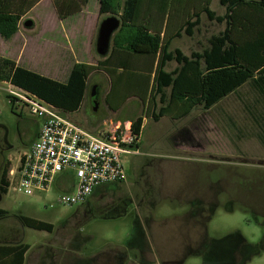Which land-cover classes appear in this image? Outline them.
Listing matches in <instances>:
<instances>
[{
  "label": "rangeland",
  "instance_id": "obj_1",
  "mask_svg": "<svg viewBox=\"0 0 264 264\" xmlns=\"http://www.w3.org/2000/svg\"><path fill=\"white\" fill-rule=\"evenodd\" d=\"M216 4L211 7L214 11ZM94 6L97 0H90L89 8ZM27 20L34 29L25 60L36 69H68L75 59L65 48L69 43L63 39L66 34L51 0L37 6ZM66 23L72 25L67 32L72 42L81 21L71 17ZM99 25L100 21L89 51L77 55L85 63L92 59L97 67L103 62L95 50ZM223 29L204 19L200 32L175 41L172 48L187 56L200 52L206 40ZM175 67L168 64L166 71ZM87 84L80 109L62 113L72 123L99 135L108 122H133L138 117L146 121L139 154L122 160L125 181L101 187L84 205L74 207L58 204L64 193L58 185L34 196L8 188L0 194V209L6 212L0 219V245H28L24 264H134L137 258L131 256L137 248L159 264H204L201 255L192 253L198 241L233 238L252 247L262 242L264 103L249 84L208 111L196 109L182 120L158 122L150 118L152 105L145 106L132 94L124 102L111 97L108 106L110 78L101 69L91 73ZM92 86L96 99L90 96ZM110 107L118 108L115 114ZM159 107L157 99L156 110ZM41 124L27 111L15 107L13 113L0 91V178L4 168L9 172L17 166L18 154L30 147L29 135ZM18 217L51 224L52 231L28 229ZM136 222L143 240L135 230ZM126 251L131 256H125ZM252 254L246 264H264V248L255 251L254 247Z\"/></svg>",
  "mask_w": 264,
  "mask_h": 264
},
{
  "label": "trees",
  "instance_id": "obj_2",
  "mask_svg": "<svg viewBox=\"0 0 264 264\" xmlns=\"http://www.w3.org/2000/svg\"><path fill=\"white\" fill-rule=\"evenodd\" d=\"M40 1L0 0V38L11 39L18 31L20 18ZM88 1L51 0L59 20L77 15ZM210 2L98 0L99 16H105L104 19L115 17L120 21V27L112 37L111 51L102 57L104 61L99 67L74 64L66 82L60 83L17 66L10 60L0 59V83H10L64 114H73L83 103L89 76L101 69L110 78L107 105H110L111 97L124 102L132 94L145 106L152 105L150 118L154 122L162 118L179 121L196 109L208 111L246 84L264 103V0H219L225 9L223 16H217L210 10ZM202 15L210 22L224 24L223 32L212 35L206 48L192 52L188 57L178 49L171 51L174 39L182 35L193 36ZM171 30L174 34L170 35ZM172 62L176 67L167 72L166 67ZM148 97L150 100L146 99ZM5 98L14 113L13 102H9L6 95ZM157 99L160 104L158 110ZM117 110V107H110L112 112ZM142 122L141 117L131 122L136 135L141 134ZM260 138L264 139V134ZM7 175L8 170L4 168L0 194L8 191ZM5 216L6 212L0 209V219ZM17 219L28 229L52 231L51 224L26 217ZM135 230L143 240L139 222H136ZM240 245L253 255L254 247L255 251L264 248V239L254 247L233 238L220 242L204 241L199 247L204 251L194 253L203 257L204 264H218L219 258L229 252L232 256V251L241 248ZM28 249L26 244L0 245V264H24Z\"/></svg>",
  "mask_w": 264,
  "mask_h": 264
},
{
  "label": "built area",
  "instance_id": "obj_3",
  "mask_svg": "<svg viewBox=\"0 0 264 264\" xmlns=\"http://www.w3.org/2000/svg\"><path fill=\"white\" fill-rule=\"evenodd\" d=\"M0 85L16 108L42 120L36 140L8 172L14 192L47 193L58 179L67 183L71 178L73 190L64 192L57 202L74 207L85 204L97 189L125 181L122 160L137 156L141 143L131 122L105 123L99 135H94L37 97L10 83Z\"/></svg>",
  "mask_w": 264,
  "mask_h": 264
},
{
  "label": "crops",
  "instance_id": "obj_4",
  "mask_svg": "<svg viewBox=\"0 0 264 264\" xmlns=\"http://www.w3.org/2000/svg\"><path fill=\"white\" fill-rule=\"evenodd\" d=\"M43 1H45V0H41L28 13H26L24 16H22L20 18V21L18 23V31H17V33L11 39H9V40H3V39L0 38V59L10 60V61L14 62L17 66H20V67H22L24 69H27V70L31 71V72L37 73L40 76L46 77L48 79H51V80H54V81H57V82H60V83H65L66 80H67V78H68L69 72H70V70H71V68L73 67L74 64L82 63V64H86V65H93L92 59L88 60L87 61L88 63H85L86 61H83V60L80 61L79 59H77V55H79V57H82L83 56V54H82V50L83 49H88V51H89L90 46H91V44L93 42L94 33H95L96 29H97V24H98L99 21L101 23L105 16H99V13H98V10H99L98 0H97V7L94 6L93 9H90L89 8V3H90V0H89L88 3L85 6L82 7L81 12L78 13L77 15L73 16V18H76L77 20L81 21V23L79 24L80 25L79 28L76 29V35L74 36V39H73L72 42H69V39H68V36L69 35L67 34L68 30H70L72 28V25H68L66 23L69 18L68 19H65V20H59L57 18L58 21H59V23L62 26V31L64 32V34H66V37H64L63 39L65 40V42L67 44L69 43L68 45L65 44V48L68 49L69 55L74 56L75 61H74V63L68 69H64V70H63V68H59V67H56L55 70H54V68L49 69V70L36 69V67L34 68V67L31 66V63L30 62H28V61L25 60V56H24V52H25V50L29 46V41L33 39V35H32L31 32L34 29V26H30V27L26 26V22L29 21V20H27L28 19V15L37 6H39ZM215 1H217V4H216L217 7H218L217 11H214L211 8L212 5H213V3ZM209 7H210V10L213 11L217 16H223L225 14V9H224V7L220 6L219 0H211ZM218 11L221 12V13H218ZM90 14H92V16ZM204 19L208 23L216 24L215 22L208 21V19L206 18V16L205 15H202L200 17V24L194 30L193 36H194L195 33L200 32V26H202ZM216 25L223 26L225 28V25L224 24H216ZM223 30L221 32H223ZM169 33H170V35L171 34H174V31L171 30ZM184 37H187V36L182 35L180 38L174 39L172 41V43H171L170 50L173 51L175 49H178V48H172V44L175 41L181 40ZM192 37H187V38H192ZM208 39L206 41H208ZM95 42H96V40H95ZM111 43H112V38H111L110 45H109V51H111ZM56 44H58V42ZM206 47H207V45L205 47H203V49L206 48ZM178 50H180V49H178ZM85 51L83 53H85ZM109 51H108V53H109ZM185 56H187V55H185ZM103 61H104V59H103ZM172 63H174V62H172ZM169 64H171V63H169ZM167 72H169V71H167ZM251 90L254 92V90L252 89V87H251ZM108 94H107V96H108ZM111 113L112 114H115L116 112H112L111 111ZM145 123H146V121H145V119H143L142 128H143V126H144ZM34 131H35V134H36V136H35V140H36L37 134H38V131H39V128L38 129H35ZM141 131H142V129H141ZM140 139H141V134H140ZM141 144H142V142L140 143V147H141ZM29 148L27 150L23 151L22 153H19L18 154V159L23 154L27 153L28 150H29ZM54 185H58V187H60L63 190V192H67V193L71 192L73 190V188H74V184L71 183L70 181H68L66 183V182H62L60 179H58ZM92 196L90 197V199L92 198ZM146 255L147 256H150V255H148L146 253H141L137 249H136L135 253L132 254V256L127 251L125 252V256H127V257L128 256H131L133 258H137L136 261H132V263H134V264H159V261L157 259L148 260L146 258L147 257ZM144 258H146V259H144Z\"/></svg>",
  "mask_w": 264,
  "mask_h": 264
},
{
  "label": "water",
  "instance_id": "obj_5",
  "mask_svg": "<svg viewBox=\"0 0 264 264\" xmlns=\"http://www.w3.org/2000/svg\"><path fill=\"white\" fill-rule=\"evenodd\" d=\"M31 25L30 21L26 22V26L30 27ZM119 27L120 21L115 17H108L100 23L95 43L97 55L104 57L108 54L111 38ZM96 95V87H93L90 96L96 99Z\"/></svg>",
  "mask_w": 264,
  "mask_h": 264
},
{
  "label": "flooded vegetation",
  "instance_id": "obj_6",
  "mask_svg": "<svg viewBox=\"0 0 264 264\" xmlns=\"http://www.w3.org/2000/svg\"><path fill=\"white\" fill-rule=\"evenodd\" d=\"M93 86L90 87V91L92 90ZM29 143L31 144L34 140H35V131L32 130L31 134L29 135ZM84 205V204H83ZM243 241V240H241ZM204 241H198L197 245L198 247L192 251V252H203L204 250H200L199 247L201 246V244L203 243ZM230 253V252H229ZM229 253H227L226 255H223L221 258H219V261H218V264H246L247 262L250 261V259L252 258V255H249V253L247 252L246 249H241V248H238L233 250L232 253H233V257L229 255Z\"/></svg>",
  "mask_w": 264,
  "mask_h": 264
}]
</instances>
